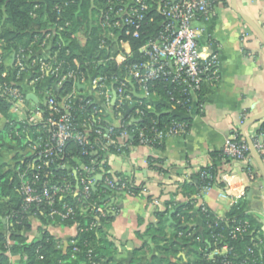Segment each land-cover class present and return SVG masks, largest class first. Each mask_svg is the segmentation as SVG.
Returning <instances> with one entry per match:
<instances>
[{
	"label": "built area",
	"instance_id": "1",
	"mask_svg": "<svg viewBox=\"0 0 264 264\" xmlns=\"http://www.w3.org/2000/svg\"><path fill=\"white\" fill-rule=\"evenodd\" d=\"M219 2L106 0L97 14L102 31L95 60L83 66L75 58L66 65L57 58L56 51H51L77 36L70 33L68 40L63 38L71 24L66 20L58 22L62 7L55 6V22L40 32L41 37L34 35L28 46L11 55L7 66L12 69L11 75L5 71L0 80V96L9 103L12 122L17 127L22 125L24 135L25 151L16 168L23 212L31 210L35 215L47 210L54 223L48 227L50 234L54 236L53 229L72 230L74 237L78 232L95 230L101 219L115 214V196L145 193L146 188L130 174L117 173L110 164L116 158L126 159L136 147L157 148L167 138L187 133L188 121L159 123L149 114L155 111L154 104L163 101L159 90L164 89L166 103L175 113L190 118L201 110L198 95L204 85L218 82L219 72L217 56L199 50L198 38L203 29L195 22L208 19L210 10ZM149 13L160 16L162 24L155 38L140 44L135 55L132 42L145 39V17ZM150 22L152 18L147 24ZM107 65L113 70L105 69ZM8 75L10 82L6 80ZM49 79H56L57 89L70 83V92L56 94L47 87ZM167 85L172 89L168 90ZM29 93L37 102L27 99ZM71 141L79 146L81 156H88L87 163L74 156L69 159L67 148ZM251 144L252 147L229 138L221 152L228 161L244 163L245 172L253 180L255 175L248 162L251 148L264 158V134L256 133ZM200 178L211 180L204 172ZM101 183L111 194L97 200L93 193ZM212 187L204 185L193 196L194 205L203 212L208 209L199 201ZM222 189L225 195L226 189ZM239 201L231 199L230 206ZM153 204L159 207L158 200L154 199ZM78 216H89L90 221L81 227L75 221ZM215 218L226 221L224 217ZM66 221L72 222L69 227L62 224ZM218 226L215 222L210 227ZM249 229L248 221H233L227 235L235 239ZM211 236L213 247L203 253L204 264H264L262 254L256 256L255 252L263 247L262 238L253 240L246 249L249 257L240 260L233 247L223 242L222 232ZM87 254L89 257L91 250ZM9 257L11 260L13 256Z\"/></svg>",
	"mask_w": 264,
	"mask_h": 264
},
{
	"label": "trees",
	"instance_id": "2",
	"mask_svg": "<svg viewBox=\"0 0 264 264\" xmlns=\"http://www.w3.org/2000/svg\"><path fill=\"white\" fill-rule=\"evenodd\" d=\"M105 1L0 0V80H3L1 75L5 71L10 75L12 72V69L6 68L1 60L6 56L11 58V55L20 47L28 46L34 35L38 34L41 37L42 33L40 32L47 29L49 24L55 22L57 17L56 5L62 7L61 19L58 22L63 23L66 20L71 24L68 33L64 32L63 38L68 40L70 33L77 36L71 39L67 45L52 48V53L56 51L57 58L66 65L68 63L72 64L74 58L78 60L81 66L85 63H92L97 54L99 34L102 31L98 26L100 22L97 14L104 7ZM149 18H152V22L147 24ZM145 22L144 29L147 30L145 39L132 42V51L135 55L140 44L148 38H155L162 24V18L157 14L149 13L145 17ZM85 32H87L86 39L81 40V42L79 37ZM104 67L110 69V71L113 70L108 65ZM10 75L6 77L9 82L11 81ZM55 82L56 79H49L47 87L61 96L70 92V83H65L57 89ZM215 85L203 86L198 95L197 105H203L207 95L211 93L212 87ZM41 87L42 84L37 86L36 91ZM166 88L171 90L172 86L167 85ZM164 90H159L163 101L154 104L155 111L149 116L159 123L169 124L172 121H188L191 124V118L183 117L172 111L171 106L166 103L167 93ZM9 108V103L0 96V116L6 120L2 129H0V136L8 138L10 141L9 144L0 142V156L3 151L13 153L12 161L14 165L0 163V264H12L9 254L19 256L16 264H119L117 259L120 253L108 233L114 219L112 213L101 219L95 230L78 232L77 235L68 239L65 248L64 243L59 238L51 235L48 230V227L54 225V223L47 216V210L42 213L38 212L35 215L31 210L22 211L16 168L21 165L22 152L25 151L24 135L22 134V125L17 127V123L12 122L13 117L9 112ZM77 118L79 119L78 116ZM258 132L264 133V127L259 129ZM160 147L162 145L157 148ZM67 151L70 152L69 159L74 156L87 163L88 156L79 154V146L75 142H69ZM148 161L150 164L156 162L152 159ZM228 162L230 161L223 156L222 152L211 153L209 165L200 167L193 178L189 181L184 179V181L180 179L176 181L186 201L179 203L167 201L163 209L156 208L154 221L146 225L143 231L136 232V237L141 244L133 249L128 264H137L139 258L150 253L153 248L155 251L147 264H190L192 262L204 264L203 253L213 247L211 234L218 232L224 234L223 242L233 247L240 260L249 257L246 249L252 246V241L257 237L264 240V232H261L255 226L253 218L246 211L243 200L231 207L224 216L227 222L216 220L215 215L209 210L203 212L194 205L193 196L202 186L210 184L213 187L225 188L220 172L223 171V165ZM156 169L159 170V168ZM203 172L210 175L211 180L201 179L200 175ZM58 173L63 174L64 172L58 171ZM71 177L73 179L72 175ZM172 177L173 175H171ZM133 192L136 194L138 189H134ZM108 194H111V192L101 183L93 193V198L98 200V198L105 197ZM32 219H37L40 223L38 235L35 237L30 236ZM75 221L82 227L90 221V217L78 216L75 217ZM233 221L235 223L248 221L250 224L248 233L231 239L227 235V231ZM215 222H218L219 226L213 229L210 226L214 225ZM71 223V221H66L62 224L69 227ZM88 250H91L89 257ZM255 252L256 256L262 254L264 261V245L262 248L258 247ZM218 259H222V257Z\"/></svg>",
	"mask_w": 264,
	"mask_h": 264
},
{
	"label": "crops",
	"instance_id": "3",
	"mask_svg": "<svg viewBox=\"0 0 264 264\" xmlns=\"http://www.w3.org/2000/svg\"><path fill=\"white\" fill-rule=\"evenodd\" d=\"M195 25L203 29L199 50L217 56L219 79L201 110L190 117L185 135L167 138L160 148L136 147L126 159L116 158L110 164L112 170L130 174L146 188L144 194L115 196L116 212L108 233L120 253L119 264L130 262L133 249L141 244L136 232L154 221L156 208L163 209L167 201L186 200L176 183L178 179L193 178L209 163L211 153L221 152L227 139L247 143L264 127V0H223L213 6L208 19H200ZM1 61L8 68L11 58L6 56ZM4 122L0 116V129ZM1 155L13 165V153L3 151ZM259 157L264 166V158ZM149 159L156 162L150 164ZM248 162L253 180L245 172L244 163L230 161L220 172L225 195L215 186L199 202L223 218L231 208V199L243 200L255 226L264 232V178L252 153ZM154 199L159 207L153 204ZM39 226L37 219L31 220V237L38 235ZM52 233L63 243L73 237L72 230L53 229ZM154 251L141 256L137 264H147ZM18 260L19 256L11 257L12 264Z\"/></svg>",
	"mask_w": 264,
	"mask_h": 264
},
{
	"label": "water",
	"instance_id": "4",
	"mask_svg": "<svg viewBox=\"0 0 264 264\" xmlns=\"http://www.w3.org/2000/svg\"><path fill=\"white\" fill-rule=\"evenodd\" d=\"M27 99H28V100H32L33 102H37L36 97H35L32 93L27 94ZM247 143H248L250 146L252 145V144H251V141H250L249 139H247ZM251 147H252V146H251ZM251 153L254 155V157H256V159H258L259 164H260V171H261L262 177L264 178V166H263V164H262V162H261V159H260V157H259V154H258L254 149H252V148H251ZM113 215H115V214L113 213ZM168 217H169V216H168ZM66 246H67V242H64V247L66 248Z\"/></svg>",
	"mask_w": 264,
	"mask_h": 264
},
{
	"label": "rangeland",
	"instance_id": "5",
	"mask_svg": "<svg viewBox=\"0 0 264 264\" xmlns=\"http://www.w3.org/2000/svg\"><path fill=\"white\" fill-rule=\"evenodd\" d=\"M92 22V21H91ZM90 22V23H91ZM86 33L87 32H85L83 35H81L80 37H79V39H80V41L81 40H85L86 39ZM82 42V41H81ZM0 142H4V143H6V144H9L10 143V141H9V139L8 138H6V137H1L0 136ZM3 154H5V152L3 153ZM7 161H9V159L5 156V155H1L0 156V163H6L7 164Z\"/></svg>",
	"mask_w": 264,
	"mask_h": 264
}]
</instances>
